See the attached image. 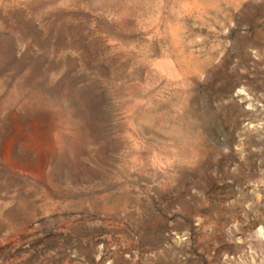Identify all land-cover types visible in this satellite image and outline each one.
<instances>
[{
    "label": "rangeland",
    "instance_id": "rangeland-1",
    "mask_svg": "<svg viewBox=\"0 0 264 264\" xmlns=\"http://www.w3.org/2000/svg\"><path fill=\"white\" fill-rule=\"evenodd\" d=\"M0 264H264V0H0Z\"/></svg>",
    "mask_w": 264,
    "mask_h": 264
}]
</instances>
